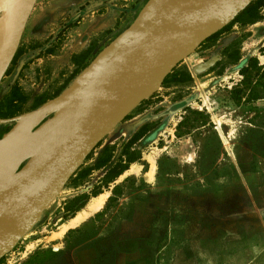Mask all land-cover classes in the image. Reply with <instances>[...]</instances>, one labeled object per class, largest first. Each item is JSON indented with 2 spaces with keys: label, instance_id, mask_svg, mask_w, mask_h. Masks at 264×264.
Returning <instances> with one entry per match:
<instances>
[{
  "label": "rangeland",
  "instance_id": "obj_1",
  "mask_svg": "<svg viewBox=\"0 0 264 264\" xmlns=\"http://www.w3.org/2000/svg\"><path fill=\"white\" fill-rule=\"evenodd\" d=\"M131 2L33 0L12 40L2 48L3 54L10 46L21 53L4 66L0 100L14 82L30 97L50 95L75 67L81 71L132 22L136 10L126 11ZM255 16L252 20L245 15L233 17L175 64L161 84L88 152L31 228L0 257V264H65L64 252L89 245L98 247L100 256L92 264H112L117 244L126 250L140 246L134 236L137 220L148 229L141 252L156 255L160 264H264V2ZM80 51L84 58L77 66L70 58ZM236 56L239 60L234 63ZM249 57L256 59L255 65L239 74L238 63L248 64ZM78 73L51 106L0 120V141L18 126L33 138L18 144L0 170V180L33 155L29 152L37 147L33 142L42 121H50L55 130L63 96ZM132 117L137 121L130 134L119 135L120 126ZM142 124L148 129L146 135L163 127L151 140L136 143L141 155L138 163L143 169L145 160L149 162L145 177L153 172V181L146 183L140 175L117 181L114 195L97 216L65 232L66 222H60L77 204L73 197L101 185L103 168L85 176L80 173L93 164L103 147L101 157H112ZM51 131L44 133V149L52 139ZM169 192L177 194L171 202L165 199ZM154 199V206L147 204ZM185 224L200 225L201 246L181 251L172 262L182 246ZM105 253L108 257L102 261Z\"/></svg>",
  "mask_w": 264,
  "mask_h": 264
},
{
  "label": "water",
  "instance_id": "obj_2",
  "mask_svg": "<svg viewBox=\"0 0 264 264\" xmlns=\"http://www.w3.org/2000/svg\"><path fill=\"white\" fill-rule=\"evenodd\" d=\"M250 1H145L132 22L75 76L64 100L72 109L68 131L59 133L49 147H36L22 168L0 180V257L31 228L96 143L190 50ZM15 3L6 0L2 13V48L15 35L9 19ZM13 54L12 46L2 52L0 75ZM56 101L54 97L32 112Z\"/></svg>",
  "mask_w": 264,
  "mask_h": 264
},
{
  "label": "crops",
  "instance_id": "obj_3",
  "mask_svg": "<svg viewBox=\"0 0 264 264\" xmlns=\"http://www.w3.org/2000/svg\"><path fill=\"white\" fill-rule=\"evenodd\" d=\"M29 1V2H28ZM33 0H23V2L21 0H16L15 3V7L12 10L9 19H10V26L11 28L15 31V29L17 28V26H15L16 24V16L17 14L19 15V20L18 22L21 23V20L24 16V13L26 11V9L28 8V6L31 4ZM146 0H132V2L130 4H128L126 6V11L127 13L131 14L132 12H135V16L138 13V11L140 10V8L143 6V4L145 3ZM22 2V3H20ZM19 3L21 4L18 8V12L16 14V16L14 15V11L17 5H19ZM6 5V0H0V18L3 20V30H2V23L0 20V42H1V38L3 41V36H4V17L2 15L4 7ZM134 16V17H135ZM16 17V18H14ZM15 19V20H14ZM14 27H16L14 29ZM3 31V33H2ZM2 43V42H1ZM0 60H1V56H2V44L0 46ZM137 118L136 117H132L131 119H129L128 121L124 122L122 124V126H120L119 128V135H126V134H130V132L132 131L131 127L136 123ZM50 121H42L39 124V130H44V128L47 127V125L49 124ZM140 123V122H139ZM142 123V122H141ZM14 124L11 125V127L8 130V133H10V131L12 130ZM43 127V129H42ZM159 130H163V127H159L156 130H154V134H153V138L155 137V135L159 134ZM40 131V132H41ZM130 131V132H129ZM168 135V133L166 134ZM141 142L143 141V139L140 140ZM136 147V144H135ZM119 150L120 147L117 149L116 153L111 157L110 161L113 162L118 154H119ZM25 154V153H24ZM20 155V154H19ZM20 157V156H19ZM141 158V157H140ZM156 155L153 157V161L155 160ZM140 160V159H139ZM139 160L133 161L131 163L128 164L127 168L122 171V173H120L113 181L107 183V185L105 187H102L101 191L96 193L93 196H90L87 201L90 199H94L96 197H98V195L106 193V196L104 198L103 204L101 206V208L99 210H97L96 212H93L92 214H90L89 216H87L86 219L80 221L79 224H76L75 226H67L65 229V232H68V230H73L78 228L84 221L90 219L91 217H94L95 214L99 213L102 211L103 207L105 206L106 202H107V198L111 195V190L113 188V186H115L117 181H123L126 179L127 176L129 175H140L142 180L145 181L146 183H150L151 181H153V172L151 174V179L148 180L145 177V174L148 172L150 165L149 162L147 160H145V167L142 169V165H140L138 163ZM103 168V167H102ZM104 171V168H103ZM69 195V194H68ZM175 195L176 192H169L167 193L165 196V199L168 201H173L175 200ZM157 199V197H156ZM90 200L86 203H84L79 209H77L76 211H74V213L72 215H70L69 217H67L66 219H62L61 223L64 222H68L70 220H72L75 215L80 212L89 202ZM154 200H150V202H147V204H151L152 206H154ZM137 216L140 215L139 213L136 214ZM134 221V220H133ZM132 221V222H133ZM134 231L136 233V235L134 234V236L136 238H138L137 243H140V246H138L137 249H131V250H126L124 249L121 244H117L116 246V250L113 252V256H112V264H160L159 259L156 255L154 256H145L143 255V253L141 252V247L145 246L146 243V236L148 235V229L142 226V222H140L139 220H137V222L134 224ZM139 231H142L140 233ZM64 232V233H65ZM184 238L182 241V246L181 248L175 253L174 255V259L172 258V262H176L179 258V253L181 251L190 249L191 247H200L201 246V241L203 240L204 237V232L201 229L200 225L198 224V227H192L190 224L187 225L185 224L184 226ZM58 249H60V247H58L57 249H55V251H58ZM98 247L89 245L86 246L84 248L78 249L76 251L67 253L64 252V263L65 264H92L94 260H96L97 258H99L100 256H98ZM107 258L106 253L103 254L101 256L102 261H104Z\"/></svg>",
  "mask_w": 264,
  "mask_h": 264
},
{
  "label": "trees",
  "instance_id": "obj_4",
  "mask_svg": "<svg viewBox=\"0 0 264 264\" xmlns=\"http://www.w3.org/2000/svg\"><path fill=\"white\" fill-rule=\"evenodd\" d=\"M263 2L264 0H255L254 2H250L233 19L235 20L241 15H245V17H248L249 20L256 19L255 11L257 7L262 5ZM20 53L21 51L17 49L14 52L12 58L17 57V55H19ZM83 58H84L83 52L80 51L77 55H72L70 60L73 63H76V65L78 66V64L81 63ZM233 60H234V63H236L239 60V58L236 56V57H233ZM248 60H249V63L246 65L243 64L244 61L242 60H241L242 62L240 61L238 63V65L240 66L238 69L239 74H242L244 71H246L248 67L255 65L256 59L254 57H249ZM83 67L84 66H82L81 68ZM79 71L76 70V67H75V69L72 70L71 74L65 80V82H63L62 85H60L55 90H53V92L48 96L43 95V94H35L32 97H30L27 94L23 93L20 87L18 86V84L14 82L10 86L8 93L0 100V120L12 119L18 116L29 114L30 112H32L33 110L37 109L42 104H44L46 101L51 100L54 97H56L61 91V89L64 87L66 82L70 80V78L74 76L76 73H78ZM147 131L148 129H146L145 124L140 125L138 129L134 131L125 140V142L121 144L119 154L113 162L110 161L111 159L110 155L101 157V154L106 149V146L102 148L100 155H98L94 159L93 164L88 166L85 170H83V172L80 173V176H85L88 174L90 170L103 167L104 171L99 181L101 182V185L91 189L88 194H83L81 196L73 197L74 198L73 200L77 202V204L74 206V208H71L70 215H72L74 211L79 209L87 201L89 196H93L96 193L100 192L102 187H105L107 183L113 181L120 173H122V171H124L127 168L129 163L140 159L141 157L140 152L138 148H136L134 145L141 139H143L142 142L145 143L153 138L154 132H151L146 135ZM116 187H117L116 185L113 186L111 190V195L107 198V202L111 200V197L114 195V190ZM105 207H106V204H105ZM64 209L67 210L68 208L64 207ZM97 215L98 213L95 214V216ZM112 256H113V253H112ZM112 256H111V260H112Z\"/></svg>",
  "mask_w": 264,
  "mask_h": 264
},
{
  "label": "bare ground",
  "instance_id": "obj_5",
  "mask_svg": "<svg viewBox=\"0 0 264 264\" xmlns=\"http://www.w3.org/2000/svg\"><path fill=\"white\" fill-rule=\"evenodd\" d=\"M22 2H23V0H21ZM22 2H20V3H22ZM29 2V1H28ZM19 3V5H17L16 6V8H15V11H14V15L16 16V14H17V12L20 10H18V8H19V6L21 5ZM18 14H17V18L16 17H14V18H16V20L18 19ZM1 20V19H0ZM15 20V19H14ZM1 23H2V30H3V22H2V20H1ZM19 23V22H18ZM15 26H16V24H15ZM16 27H14V29H15ZM18 28V27H17ZM17 31V30H16ZM19 31V30H18ZM2 33H3V31H2ZM16 37V36H15ZM16 39V38H15ZM1 42H2V38H1ZM0 42V46H1V43ZM165 44H164V46L165 47H167V43L166 42H164ZM1 50V49H0ZM69 91V90H68ZM68 91L65 93V95L63 96V99H62V101H61V108L62 109H60V113L58 114L59 115V117H57L56 119H55V130H52V129H54V128H52V123H49L48 125H47V127L46 128H44V130H40L41 132L38 134L39 136L37 137V138H35L34 140H36V141H34L33 143H34V146H37V147H40V148H42V149H44L43 147H44V145H45V139H46V135L44 136V133L45 134H48L51 130L52 131H54L53 132V135H52V139L51 140H49V142H48V145L46 146V148L47 147H49L50 145H52L53 144V141H54V139H55V137L59 134V133H66L67 131H68V128H69V123H70V120H71V115H72V109L69 107V106H67V105H65L64 104V100H65V98H66V95H67V93H68ZM68 116V118L66 119V117ZM66 119V120H65ZM30 122V121H29ZM29 122H27V124H25V125H23V124H21V125H23V126H25L26 127V125H29L30 123ZM29 123V124H28ZM49 127H51V129L49 128ZM19 128H21L20 126H18L17 128H16V130L15 131H13L8 137H6L5 139H3L2 141H0V170L1 169H3L5 166H6V163H7V160H8V158L13 154V152L15 151V150H17V147H18V144L19 143H21L22 141H30L29 139L30 138H32V137H27L26 136V134H24L23 133V131L25 132V130H26V128L24 129V130H19ZM24 128V127H23ZM42 129H43V127H42ZM47 129H48V132H46L47 131ZM27 131V130H26ZM51 131V132H52ZM21 133H23V134H21ZM26 138H28V139H26V140H24V138L25 137ZM49 136V135H48ZM50 138V137H49ZM48 138V139H49ZM33 139V138H32ZM47 140V139H46ZM35 149H36V147H35ZM34 148L29 152L30 153V155L31 154H33V152H34V150H35ZM22 151V150H21ZM17 153V152H16ZM17 158H18V156H17ZM10 160V159H9ZM152 170V169H151ZM151 174H152V172H149L147 175H146V177H147V179H151ZM105 196H106V194H100V195H98V197H96V198H94V199H92V200H90V202L80 211V212H78L76 215H75V217L72 219V220H70V221H68V222H66L65 223V225H64V228H63V230L67 227V226H75L76 224H79L80 223V221H82V220H84V219H86L87 218V216H89L90 214H92L93 212H96L97 210H99L100 208H101V206H102V204H103V201H104V198H105Z\"/></svg>",
  "mask_w": 264,
  "mask_h": 264
}]
</instances>
